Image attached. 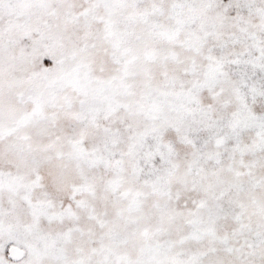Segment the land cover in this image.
Segmentation results:
<instances>
[{"label": "snow or ice", "instance_id": "6c2138e0", "mask_svg": "<svg viewBox=\"0 0 264 264\" xmlns=\"http://www.w3.org/2000/svg\"><path fill=\"white\" fill-rule=\"evenodd\" d=\"M0 264H264V0H0Z\"/></svg>", "mask_w": 264, "mask_h": 264}]
</instances>
